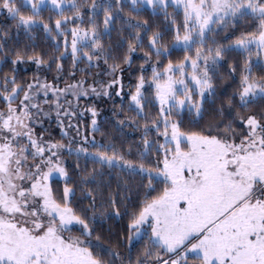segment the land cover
<instances>
[{"label":"snow or ice","instance_id":"1","mask_svg":"<svg viewBox=\"0 0 264 264\" xmlns=\"http://www.w3.org/2000/svg\"><path fill=\"white\" fill-rule=\"evenodd\" d=\"M0 264H264V0H0Z\"/></svg>","mask_w":264,"mask_h":264},{"label":"trees","instance_id":"2","mask_svg":"<svg viewBox=\"0 0 264 264\" xmlns=\"http://www.w3.org/2000/svg\"><path fill=\"white\" fill-rule=\"evenodd\" d=\"M115 227H119V225L117 224V225H115Z\"/></svg>","mask_w":264,"mask_h":264}]
</instances>
